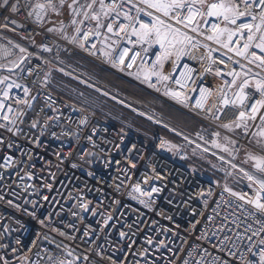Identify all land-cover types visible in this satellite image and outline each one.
Instances as JSON below:
<instances>
[{
    "label": "built area",
    "instance_id": "built-area-1",
    "mask_svg": "<svg viewBox=\"0 0 264 264\" xmlns=\"http://www.w3.org/2000/svg\"><path fill=\"white\" fill-rule=\"evenodd\" d=\"M25 2L19 0L16 14L0 9V25L8 23L7 28L0 27V48L14 53L0 55V65L5 66L0 70L11 67L10 61L20 63L13 73L0 72V78L8 77L0 84V99L7 89L4 103L13 109L2 111L15 119V124L9 125L12 132L0 128V165H6L0 167V257L4 258L0 264L5 260L7 264H57L60 260L65 264L69 260L74 264H209L213 260L215 264H247L249 260L259 264L264 248L260 243L264 240V214L248 203L256 197L252 188L232 195L223 184L187 167L185 156L171 154L162 139L147 142L126 134L97 113L55 95L44 79L50 66L80 57L202 124L215 129L225 128V124L234 126L240 111L248 112L251 102L243 108L222 105L225 94L235 99L238 85L245 79L241 75L233 85V76L228 73L250 69L249 78H258L256 74L264 77V71L205 39L211 34V26L223 27V21L197 17L198 34L161 16L192 40L171 78L159 81L152 76L145 80L142 69L150 68L160 52L147 43H129L136 37L125 32L113 35L107 30L108 24L116 31L121 24L128 25L124 13L136 17L132 5L144 7L138 0H104L106 8L114 9L108 15L101 11L100 0H77L73 9L67 7L72 0H65L63 6L60 0H53L57 9H47L40 20L28 16L31 9L24 7ZM12 3L17 0H9ZM89 3L92 9L74 10ZM180 11L186 14L187 10ZM93 12L99 15V28L91 19ZM139 20L150 23L151 16L141 13ZM135 26L139 28V24ZM85 32L89 33L87 40L83 39ZM20 47L26 51L21 53ZM123 48L130 49L129 56L140 53L131 69L118 61L113 66L112 59ZM105 52L111 56H105ZM20 56L23 61H19ZM13 82L20 87L8 89ZM201 89L207 90V101L203 108H197ZM245 91L254 99L260 98L254 87ZM166 92H178L180 96ZM260 115H264V109L257 113V119L242 122L251 127L246 138L236 139L237 151L248 146L249 135L261 122ZM33 122L36 127H32ZM0 124L7 121L0 118ZM254 150L264 156V151ZM5 157L11 159L6 162ZM135 184L145 192L152 188L159 191L150 197L141 196L132 192ZM239 195L245 199H239ZM85 203L89 211L81 207ZM121 231L126 233L124 239L120 238Z\"/></svg>",
    "mask_w": 264,
    "mask_h": 264
},
{
    "label": "snow or ice",
    "instance_id": "snow-or-ice-1",
    "mask_svg": "<svg viewBox=\"0 0 264 264\" xmlns=\"http://www.w3.org/2000/svg\"><path fill=\"white\" fill-rule=\"evenodd\" d=\"M65 0H60L61 6L64 5ZM77 0H72V4H68L67 7L69 9H73V5H75ZM140 5L144 7H137L136 4L132 6L136 8V17H129L127 12L124 13V18L129 20L130 23L128 25L121 24L119 26V30L116 31L113 29L112 24L107 25V30L113 35H119V32H125L129 36L136 37L135 41L129 40V43H147L151 45V43H156L159 45L161 52L157 55L156 61L153 62L150 68L142 69L144 79L149 80L152 76H156L159 81H167L169 79L168 76L164 75L160 69L163 67V62L168 59L169 56L176 54L177 56L182 53L183 49L179 48V45H183L185 43H190L192 37L188 36L187 33L181 32L180 28L174 27L172 23H168L162 17L167 18V20H174L176 25H183L184 28L190 29L192 32L200 33L199 21L197 17L206 18V17H215L219 20H222L224 26L221 27L219 24H213L211 26V34L206 35L205 39L213 41L219 44L222 48L227 49L229 52H234L237 57H242L247 60L249 64H254L256 67L260 68L264 71V0H138ZM101 11L104 12L105 15L110 14L113 11V8H106L104 5V0H100ZM25 8L31 9L28 12V16H35L37 20L43 18V13L49 8H55V4L53 0H46V3H30L25 2ZM92 9L93 4L89 3L87 5H81L79 9H74L77 13L81 11L83 8ZM0 9L9 10L11 13L16 14L20 11L19 0L17 3L9 4V0H3L0 3ZM145 9H152L155 13L161 14L160 16L153 15L152 12L146 11ZM186 9V14L183 11ZM143 13L146 16H151L150 23H144L139 20L140 14ZM85 17H88V12H84ZM8 20V18H5ZM91 19L97 21V28L100 27L99 24V15L93 12L91 15ZM239 21V23H238ZM12 24H17V21L10 20ZM73 23H76L73 20ZM205 23L207 20L205 19ZM139 24V28L135 25ZM228 25H232L233 27H229ZM0 27L7 28L8 23L4 25H0ZM128 28H131V32H128ZM52 31V29H49ZM79 31V29H77ZM99 35V33H96ZM89 36L88 32L84 33L83 39L87 40ZM234 37H237V40H233ZM240 40H243V44L240 47H234L235 44H239ZM11 43V41H9ZM13 47H18L17 45H13ZM83 47V45H81ZM95 47V45H93ZM207 48V45H205ZM253 49L258 50L254 51ZM47 50V49H46ZM21 53H24L26 50L23 47L19 48ZM145 52L148 51L147 48L144 49ZM130 49L123 48L119 54L112 59L113 66L116 65L118 61L120 65H125L127 68L131 69L133 65L137 61V57L140 56L139 52H133L131 56H129ZM94 54V53H93ZM105 56H111L110 52L103 53ZM0 55L5 57L14 55L9 49L0 48ZM211 53L209 52V56ZM126 57L128 58L126 61ZM231 59V57H229ZM24 57L20 56L19 61H23ZM11 67H8V71L11 72L14 68L20 67V63L18 61H10ZM0 67H5L4 65H0ZM241 68H244V65L241 64ZM249 69L246 72H230L228 75L233 76L232 84H237V79L243 75L245 79L238 85V90L235 93V99H229L227 94L224 95L222 100V105H239L243 108L249 102L250 109L248 112L240 111L239 116L237 117L236 126L240 127L241 123L246 119L255 120L257 119V113L261 112L264 109V77L256 74V77L249 78ZM219 70H217V75H219ZM250 79H254L255 91L260 94L259 99H254L250 93L246 92L250 86ZM8 80V77L0 78V84H4ZM177 84H180L183 87L181 81L177 80ZM12 87H20V85L15 84V82L8 84L7 88L10 89ZM25 94H27L28 89L25 88ZM168 95H172L173 97L179 98L180 93L178 92H166ZM8 99V91L7 89L4 91L3 99H0V118H3L7 121V124H0V128H6L7 131L12 132V127L9 125L15 124V119L10 118L7 113H4L2 110L7 108L8 112H12L13 109L10 105H6L4 103L5 100ZM207 101V90L201 89V98L197 100L195 107L203 108L204 104ZM19 103V101H17ZM27 103V101H25ZM215 105H213V108ZM211 111V109H209ZM249 112L251 113L249 115ZM218 118V117H215ZM259 119L264 121V115H260ZM36 122H33L32 127H36ZM223 127L227 128L229 125L225 124ZM15 135V133H13ZM257 135L264 137V129H262ZM0 143H3V140H0ZM9 147L11 145L9 144ZM226 150V149H225ZM250 160L254 161L253 167L257 170L261 175H253L248 172H244V175L248 178V180L254 184H257L258 190L256 193V197L254 199H249L248 203L254 205V207L262 214H264V202H261L262 197L261 193H264V156H253L249 155ZM10 157H5V161H9ZM6 165H0V167H5ZM75 167V165H73ZM235 167V165H233ZM31 178V176H29ZM147 183V179L145 180ZM159 189L152 188L151 192H145L139 184H135L132 186V192L139 193L141 196H151L152 192H157ZM225 191H231L230 189H225ZM234 196L238 194L233 192L231 193ZM3 197H0L2 199ZM46 199V198H45ZM239 199H245V196L239 195ZM11 203V201H9ZM141 203H145V201L141 200ZM145 206H148L145 204ZM84 211H89L88 204L85 203L81 205ZM94 211V210H93ZM75 215V214H74ZM109 216L107 219H111ZM107 223V221H106ZM264 230V229H262ZM256 233H253L255 235ZM64 235V233H61ZM88 233H85L87 236ZM120 238L124 239L126 237V233L121 231ZM151 243V240L148 241ZM260 243L264 245V240H261ZM131 248V245H129ZM249 252H252V248L250 247ZM99 254V253H98ZM69 256H72V253H68ZM141 255H143L141 253ZM253 255L255 253L253 252ZM243 258V257H242ZM3 257H0V260H3ZM88 257H85L87 260ZM4 264H7V261H4ZM57 264H65V261L60 260L57 261ZM67 264H74L72 260L67 261ZM113 264H121V262L113 261ZM126 264V262H124ZM138 264V262H137ZM187 264V262H185ZM199 264V262H198ZM209 264H215V260L210 261ZM247 264H254V261H247ZM259 264H264V248L261 249L259 253Z\"/></svg>",
    "mask_w": 264,
    "mask_h": 264
},
{
    "label": "rangeland",
    "instance_id": "rangeland-1",
    "mask_svg": "<svg viewBox=\"0 0 264 264\" xmlns=\"http://www.w3.org/2000/svg\"><path fill=\"white\" fill-rule=\"evenodd\" d=\"M55 9L57 7L51 8V12ZM189 44L179 45L178 47L183 49L182 53L178 56L173 54L163 62V67L160 71L164 75L171 78L175 74L177 65L188 52ZM151 45L161 52L158 44L151 43ZM83 63L94 65L83 58L72 57L71 61L64 60L50 66L44 77L49 89L62 88L70 97V99L64 98L65 100L76 103L78 106L95 113L100 109V104L109 102L120 110L141 118L156 127L161 132V136H153L150 142L162 139L171 154L182 153L185 156V165L202 177L223 184L225 188L231 190L229 191L231 193H239L245 187H250L257 193L259 186L250 182L244 175V172L257 176L261 175L253 167L254 161L248 157L250 154L261 156L254 149L264 151V137L257 135V133L264 129V121H261L254 127L248 137V146L242 147L239 151L236 150V139L247 137V133L251 127L248 123H241L240 127L234 125L227 128L215 129L199 122L201 126L198 131L193 134L190 132L191 134L187 135L168 126L154 111L137 108L129 104L116 91H110L103 87L95 77L88 74ZM94 66L99 68L96 65ZM99 69L120 79L101 68ZM51 91L55 93L54 90ZM101 117L119 126L126 134L134 135L147 141L146 137L136 134L127 123L121 122L117 117L109 115ZM261 196L264 197V193H261Z\"/></svg>",
    "mask_w": 264,
    "mask_h": 264
},
{
    "label": "trees",
    "instance_id": "trees-1",
    "mask_svg": "<svg viewBox=\"0 0 264 264\" xmlns=\"http://www.w3.org/2000/svg\"><path fill=\"white\" fill-rule=\"evenodd\" d=\"M71 59L72 57L67 58L66 60L71 61ZM83 66L88 74L95 77L103 87L110 91H116L124 97L129 104L136 106L137 108L154 111L168 126L186 133L187 135L197 132L200 128L201 124L199 122L179 112L170 105L133 87L124 80L115 78L94 65L83 63ZM51 90H54L56 93L54 94L61 98L70 99L67 93L60 87L59 89L51 88ZM99 108L100 109L96 112L99 116L109 115L117 117L121 122L127 123L136 134L141 137H146L145 139L149 142L153 136H161V132L156 127L150 125L141 118H137L124 110H120L109 102L100 104Z\"/></svg>",
    "mask_w": 264,
    "mask_h": 264
},
{
    "label": "water",
    "instance_id": "water-1",
    "mask_svg": "<svg viewBox=\"0 0 264 264\" xmlns=\"http://www.w3.org/2000/svg\"><path fill=\"white\" fill-rule=\"evenodd\" d=\"M34 18L36 19V17L34 16ZM17 68H14L11 73L15 72ZM0 72H9L7 69L4 70H0Z\"/></svg>",
    "mask_w": 264,
    "mask_h": 264
},
{
    "label": "bare ground",
    "instance_id": "bare-ground-1",
    "mask_svg": "<svg viewBox=\"0 0 264 264\" xmlns=\"http://www.w3.org/2000/svg\"><path fill=\"white\" fill-rule=\"evenodd\" d=\"M250 86L255 88L254 81H250Z\"/></svg>",
    "mask_w": 264,
    "mask_h": 264
}]
</instances>
